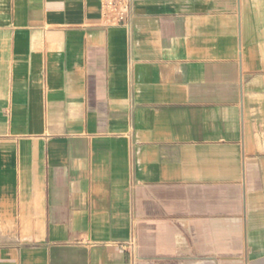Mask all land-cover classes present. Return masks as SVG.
I'll use <instances>...</instances> for the list:
<instances>
[{
  "label": "crops",
  "instance_id": "crops-1",
  "mask_svg": "<svg viewBox=\"0 0 264 264\" xmlns=\"http://www.w3.org/2000/svg\"><path fill=\"white\" fill-rule=\"evenodd\" d=\"M0 264H264V0H0Z\"/></svg>",
  "mask_w": 264,
  "mask_h": 264
},
{
  "label": "built area",
  "instance_id": "built-area-1",
  "mask_svg": "<svg viewBox=\"0 0 264 264\" xmlns=\"http://www.w3.org/2000/svg\"><path fill=\"white\" fill-rule=\"evenodd\" d=\"M101 12L108 26L124 25L130 16L131 0H99ZM124 249L133 258L135 254V242L130 240L124 245Z\"/></svg>",
  "mask_w": 264,
  "mask_h": 264
}]
</instances>
